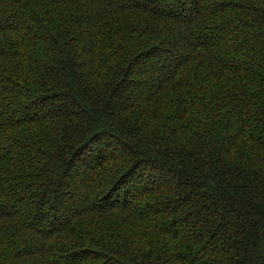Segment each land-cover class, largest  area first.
<instances>
[{
  "label": "trees",
  "instance_id": "obj_1",
  "mask_svg": "<svg viewBox=\"0 0 264 264\" xmlns=\"http://www.w3.org/2000/svg\"><path fill=\"white\" fill-rule=\"evenodd\" d=\"M0 264H264V0H0Z\"/></svg>",
  "mask_w": 264,
  "mask_h": 264
}]
</instances>
